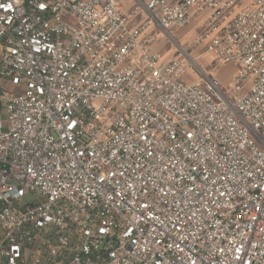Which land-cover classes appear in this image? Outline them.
Instances as JSON below:
<instances>
[{
	"label": "built area",
	"instance_id": "2783aa9c",
	"mask_svg": "<svg viewBox=\"0 0 264 264\" xmlns=\"http://www.w3.org/2000/svg\"><path fill=\"white\" fill-rule=\"evenodd\" d=\"M0 80L2 264H264V0H0Z\"/></svg>",
	"mask_w": 264,
	"mask_h": 264
},
{
	"label": "rangeland",
	"instance_id": "374dc122",
	"mask_svg": "<svg viewBox=\"0 0 264 264\" xmlns=\"http://www.w3.org/2000/svg\"><path fill=\"white\" fill-rule=\"evenodd\" d=\"M191 27H185L183 29L172 30L170 35L167 36L163 32H157L156 34V50L162 57H169L176 54V43H183L185 39L190 36ZM194 57L197 58V62L202 66V69L209 75L216 77L223 86H229L232 78L236 72V68L233 65H218L211 67V61L205 56L201 55V49H196ZM185 78L200 83L201 76H199L195 70L191 67L185 69Z\"/></svg>",
	"mask_w": 264,
	"mask_h": 264
},
{
	"label": "crops",
	"instance_id": "0c3cea01",
	"mask_svg": "<svg viewBox=\"0 0 264 264\" xmlns=\"http://www.w3.org/2000/svg\"><path fill=\"white\" fill-rule=\"evenodd\" d=\"M2 89H7L8 90L9 89V86L6 85L5 82H3V81L0 80V93L2 92ZM0 264H2L1 259H0Z\"/></svg>",
	"mask_w": 264,
	"mask_h": 264
}]
</instances>
